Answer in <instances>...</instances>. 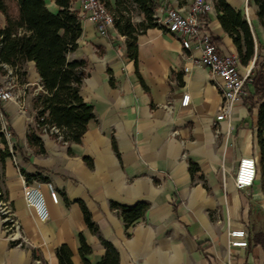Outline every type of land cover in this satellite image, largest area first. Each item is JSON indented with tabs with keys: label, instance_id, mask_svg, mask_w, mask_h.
Here are the masks:
<instances>
[{
	"label": "crops",
	"instance_id": "obj_1",
	"mask_svg": "<svg viewBox=\"0 0 264 264\" xmlns=\"http://www.w3.org/2000/svg\"><path fill=\"white\" fill-rule=\"evenodd\" d=\"M55 12V0H44ZM213 9L206 15L207 30L223 54L238 59L242 73L253 75V66L264 57V17L254 0H225L241 13L254 43L252 57L241 62L232 37ZM154 13L162 6L180 8L187 0H153ZM81 33L67 60H83L79 95L92 107L93 118L79 142H62L50 133L40 134L42 149L27 142L28 125L35 111L31 97L41 90L33 61L25 64L22 106L16 100L0 103L11 130L15 163L11 155L0 164V186L11 203L26 237L14 245L0 231V264H58L55 250L64 244L72 264H84L79 235L90 248L85 258L97 264L105 252L100 237L118 253V264H264V246L253 234L264 231V163L258 143V108L240 102L230 119L215 120L221 103L218 77L204 66L187 72L188 55L180 41L158 25L136 30L135 55L126 36L114 26L101 35L81 13ZM105 5V3H104ZM114 14L116 0H107ZM135 12L136 16H133ZM153 13V14H154ZM131 21H144L131 6ZM5 19L0 12V26ZM255 69H259V65ZM25 85V86H24ZM246 88L251 93L253 86ZM188 93L186 105H180ZM0 146L3 144L0 141ZM252 157L256 172L251 186L238 189L233 182L238 160ZM195 165V170L190 166ZM19 168L30 182H40L49 217L39 221L22 195ZM53 184L58 200L48 197L46 182ZM148 203L143 216L125 227L112 203ZM83 204L97 227L86 225ZM244 228L246 247L227 243L230 229Z\"/></svg>",
	"mask_w": 264,
	"mask_h": 264
},
{
	"label": "trees",
	"instance_id": "obj_2",
	"mask_svg": "<svg viewBox=\"0 0 264 264\" xmlns=\"http://www.w3.org/2000/svg\"><path fill=\"white\" fill-rule=\"evenodd\" d=\"M105 5L107 0H101ZM258 6L257 14L262 21L264 17V0H254ZM58 10L50 11L44 0H0V12L5 23L0 26V72L5 73L3 65L12 67L19 83H24L27 61H33L39 75L42 90L31 97V105L35 111L33 123L28 125L27 142L42 149L40 134L42 128L54 126L60 134L62 142H79L93 118L92 107L79 95V85L86 75L83 60H67L66 55L76 47V40L81 33L78 11L72 9V0H55ZM131 6L143 13L144 21L133 24ZM214 7L222 28L233 39L241 62L246 63L253 55L254 43L249 26L241 13L234 10L225 0H214ZM153 0H116L113 26L127 39V49L131 56L135 55V32L147 26H155L153 18ZM214 42V37L211 36ZM259 65V69H255ZM250 83L253 91L247 90L243 99L249 110L258 108V143L261 161L264 163V57L255 60ZM248 89V88H247ZM3 118L10 130L5 112ZM11 131V130H10ZM46 133H49L48 131ZM57 138V133H50ZM0 164L10 156L6 143L0 133ZM13 149H17L14 145ZM195 170V165L190 166ZM20 173L27 182L30 177L23 169ZM0 192L2 188L0 186ZM121 215L125 227L143 216L148 207L145 201L134 205L112 203ZM83 219L87 227L97 233V227L90 218L87 208L81 204ZM254 241L264 246V231L253 234ZM105 248L104 255L97 264H118V253L114 246L103 238H99ZM79 254L84 264H89L85 255L90 248L79 235ZM14 244V243H13ZM58 264H72L70 251L64 244L55 250Z\"/></svg>",
	"mask_w": 264,
	"mask_h": 264
},
{
	"label": "built area",
	"instance_id": "obj_3",
	"mask_svg": "<svg viewBox=\"0 0 264 264\" xmlns=\"http://www.w3.org/2000/svg\"><path fill=\"white\" fill-rule=\"evenodd\" d=\"M80 11L91 21L101 35H106L107 28L113 26L114 16L106 8L101 0H77ZM213 9L211 0H187V4L180 8L162 6L160 13H154L153 18L157 25L162 29L173 34L184 50L197 51L198 55H188L189 64L183 67L187 72L192 66L207 67L213 76L218 77L216 86L221 96L218 113L215 120L230 119L233 106L243 101L247 95V84L250 83L251 71L242 73L239 68L238 59L234 55L220 53L216 45L211 41V36L207 30L206 15ZM6 69L4 76L6 81L0 82V103L16 100L22 106L25 97L24 89L18 92L14 89L17 83V76L12 67L3 65ZM84 69V68H83ZM25 86V85H24ZM42 90V89H41ZM38 90L34 91L36 94ZM189 100L188 93H183L180 105H186ZM49 133H57L58 129L50 126ZM0 133L4 139L12 160L15 163L13 144L11 142V131L3 118L0 107ZM256 165L252 157H241L238 160L233 182L236 188L243 189L253 183ZM22 195L28 207H30L39 221H46L49 211L45 196L40 189V182H27L22 177ZM49 199L56 203L57 193L51 182L46 183ZM0 231L14 245H23L26 237L22 231L19 220L17 219L11 203L0 192ZM246 229H230L227 232V243L231 247H246L248 242Z\"/></svg>",
	"mask_w": 264,
	"mask_h": 264
},
{
	"label": "rangeland",
	"instance_id": "obj_4",
	"mask_svg": "<svg viewBox=\"0 0 264 264\" xmlns=\"http://www.w3.org/2000/svg\"><path fill=\"white\" fill-rule=\"evenodd\" d=\"M133 16H136L135 15V12H133ZM6 81V77L4 76V73L0 72V82L3 83ZM18 81V80H17ZM34 95V94H33ZM2 147V146H1Z\"/></svg>",
	"mask_w": 264,
	"mask_h": 264
}]
</instances>
